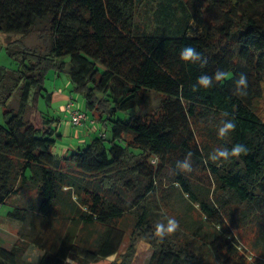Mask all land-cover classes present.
I'll return each mask as SVG.
<instances>
[{"label": "trees", "instance_id": "16d2710c", "mask_svg": "<svg viewBox=\"0 0 264 264\" xmlns=\"http://www.w3.org/2000/svg\"><path fill=\"white\" fill-rule=\"evenodd\" d=\"M0 34L18 36L3 46L14 67L0 65V207L22 226L0 264H33L31 247L38 264H132L140 242L149 264H264V0H0ZM186 45L203 61H181ZM217 70L228 76L197 85ZM50 72L109 135L52 153ZM236 143L248 151L208 159ZM169 216L179 229L156 236Z\"/></svg>", "mask_w": 264, "mask_h": 264}, {"label": "rangeland", "instance_id": "374dc122", "mask_svg": "<svg viewBox=\"0 0 264 264\" xmlns=\"http://www.w3.org/2000/svg\"><path fill=\"white\" fill-rule=\"evenodd\" d=\"M152 3L149 2L147 6L144 9V12L146 15L150 13ZM191 35V32L189 33ZM18 38L17 35H6V34H0V65H3L8 68H13L15 63L8 59L5 56V51L3 49V46L7 45L8 42H13ZM24 44L26 46H34L37 44V41L34 36L27 37L24 39ZM70 83L68 80L67 75L65 74H60L59 77L54 76L52 72H50L47 75V80L45 81V89L48 93L52 94V99L49 102H46V100H41L40 103V111L42 112V118H40V122H42L44 115L46 116L47 119H53L55 120L54 127L57 129L54 131L55 133V145L52 148V153L55 156H63L62 155V148L63 147H69V152H73V150H76L74 146H79L82 142H78L79 137L81 136V133H83L82 128H78L81 130L76 129L73 127L67 120L68 118V113L64 109V98L63 96H69L72 98L74 104L76 107H78L81 111L85 112V106H84V101L83 98L80 95H77L73 92L70 91ZM158 97L150 94L147 96V98L144 101V109H150L155 107L157 104ZM135 113H138V111L133 110L129 112L128 114H119L117 118H128ZM88 116V115H87ZM89 119H92L96 121V124L98 125L97 130L98 132H105L107 135H109V129H105L101 124L98 123V121L94 118H91L88 116ZM0 123H2V113L0 111ZM97 134V133H96ZM89 137V141L90 138ZM86 138V143H87ZM77 144V145H76ZM68 151L66 152V154ZM12 207L9 205H3L0 207V228L2 230H5L9 232V234L16 235L18 231H20L21 227L18 226L17 223L15 222H9L5 220L7 212L11 211ZM8 234V235H9ZM125 247L123 248L122 251H124ZM36 255H39L34 248H30L26 256L31 258L32 261H35L39 258H36ZM150 255H151V249L149 246L143 243H138L137 247V256L134 258L132 264H149L150 262Z\"/></svg>", "mask_w": 264, "mask_h": 264}, {"label": "clouds", "instance_id": "9594fccd", "mask_svg": "<svg viewBox=\"0 0 264 264\" xmlns=\"http://www.w3.org/2000/svg\"><path fill=\"white\" fill-rule=\"evenodd\" d=\"M179 57L181 61L186 64H193L203 61V55L197 48L186 45L182 47L179 51ZM206 63V61H204ZM228 76V73L217 70L214 75L202 74L197 78V85L201 88H209L213 85L214 81H222ZM237 87L240 90L247 88V76L241 74L239 79L236 81ZM236 128V124L233 120H225L217 130V135L219 137H225L233 132ZM248 151L247 145L243 143H236L233 146L225 147L221 146L209 153L208 159L212 162H227L232 158H238L241 155L245 154ZM190 155H187L184 160L178 162L179 167L186 171L190 172L192 170V163ZM166 221V222H165ZM180 227L179 221L172 216L165 217L164 220L158 221L155 223V235L158 237H165L167 235L175 233ZM65 264H72V259L66 257Z\"/></svg>", "mask_w": 264, "mask_h": 264}, {"label": "crops", "instance_id": "0c3cea01", "mask_svg": "<svg viewBox=\"0 0 264 264\" xmlns=\"http://www.w3.org/2000/svg\"><path fill=\"white\" fill-rule=\"evenodd\" d=\"M69 97H70L69 94L67 96H63L64 104L67 103ZM67 121L69 122V119ZM97 127H98V125H97ZM52 129L57 130L54 126H52ZM78 130H81V129H78ZM82 130H83V133H81V136L78 139V142H82V143L79 144V146L76 144L77 146H74V148H76V149H83L84 146L90 142L89 137L92 136L90 138V140H91L95 136V134L98 133L97 128H89L87 126L82 128ZM86 138H88L87 143L85 142ZM67 151L68 152L70 151L69 147H63L62 152H61L62 155L64 154L63 156H65ZM18 226L20 227V224H18ZM8 234H9V232L2 230L0 228V246H2L3 248H6V249H9L16 240V235H13V234L8 235ZM31 248H34V247H31ZM34 250H36L38 252V254H40V256L35 254L36 258H39V259L32 261L31 258H29L25 255V260L28 262H31L33 264H38L40 262V258L42 256V253L35 248H34Z\"/></svg>", "mask_w": 264, "mask_h": 264}, {"label": "built area", "instance_id": "2783aa9c", "mask_svg": "<svg viewBox=\"0 0 264 264\" xmlns=\"http://www.w3.org/2000/svg\"><path fill=\"white\" fill-rule=\"evenodd\" d=\"M65 111L69 114V123L75 128H97L96 121L89 119L87 114L81 111L78 107L75 106L74 102L69 99L64 106ZM97 136L104 138L105 134L98 132Z\"/></svg>", "mask_w": 264, "mask_h": 264}, {"label": "bare ground", "instance_id": "6f19581e", "mask_svg": "<svg viewBox=\"0 0 264 264\" xmlns=\"http://www.w3.org/2000/svg\"><path fill=\"white\" fill-rule=\"evenodd\" d=\"M70 98H71V97H69V99H70ZM69 99H68V100H69ZM64 109H65V108H64Z\"/></svg>", "mask_w": 264, "mask_h": 264}]
</instances>
